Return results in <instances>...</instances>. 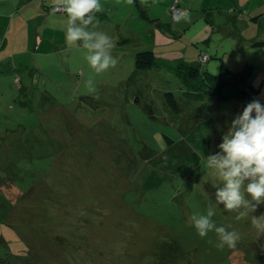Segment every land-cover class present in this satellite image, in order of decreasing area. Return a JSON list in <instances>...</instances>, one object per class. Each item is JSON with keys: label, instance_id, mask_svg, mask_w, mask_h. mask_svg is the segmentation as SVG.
<instances>
[{"label": "rangeland", "instance_id": "obj_1", "mask_svg": "<svg viewBox=\"0 0 264 264\" xmlns=\"http://www.w3.org/2000/svg\"><path fill=\"white\" fill-rule=\"evenodd\" d=\"M10 1L18 9L0 30V264H264V239L256 241L250 218L216 204L223 185L207 176L203 159L219 152L247 103H264V89L249 87L255 77L261 87L264 50L229 85L246 97L197 101L166 67L136 69V54L155 49L186 56L172 66H194L189 34L157 32L136 0H100L96 30L113 38L118 59L101 73L85 59L89 50L67 46L59 0ZM145 1L147 15L149 6L164 15L159 0ZM43 4L50 18L38 14ZM171 17L164 22L175 25ZM210 204L216 227L241 233L236 250L217 248L214 230L201 238L190 224Z\"/></svg>", "mask_w": 264, "mask_h": 264}, {"label": "clouds", "instance_id": "obj_2", "mask_svg": "<svg viewBox=\"0 0 264 264\" xmlns=\"http://www.w3.org/2000/svg\"><path fill=\"white\" fill-rule=\"evenodd\" d=\"M58 7L67 18V46L89 50L85 59L97 73L115 68L118 59L112 53L113 38L96 30L99 25L96 13L104 10L100 0H59ZM93 84L91 79L87 80L90 89ZM218 148L217 154L206 158L198 150L206 161L207 176L223 185L215 193L216 204H222L226 211L237 212V219L250 218L256 241L264 239V214L254 215L264 204V103L259 98L247 103L234 116ZM245 192L251 200L246 199ZM214 215L210 204L206 214L194 213L189 222L201 238L214 230L219 241L217 248L236 250L241 233L216 227L211 219Z\"/></svg>", "mask_w": 264, "mask_h": 264}, {"label": "crops", "instance_id": "obj_3", "mask_svg": "<svg viewBox=\"0 0 264 264\" xmlns=\"http://www.w3.org/2000/svg\"><path fill=\"white\" fill-rule=\"evenodd\" d=\"M144 1L136 0V6L140 9L145 7L142 6L143 3H147ZM31 2L34 3L35 0H21L20 3L27 5L26 3ZM159 3L165 9L164 15L163 13L152 14V8L149 6L148 11L153 16L147 15V18L157 20L153 23L155 30L167 34L168 37L180 36L177 30L189 34L190 46L194 51V57L191 58L193 65L200 68L207 67L211 73L218 69L223 60L233 72L227 77L229 85L240 81L249 69L254 70L252 57L262 52L258 51L259 49L264 50V0H159ZM176 4L184 15L175 25L165 23L164 20L168 17V13L172 14L171 9ZM16 9L18 5L11 3L10 0L0 1V30H3L6 25L4 18ZM50 12L51 10L43 9L38 14L42 18H50L52 16ZM142 19L148 22L145 18L141 17ZM172 21H174L173 18ZM44 29L51 31L50 28ZM7 30H10V27H7ZM1 50H4V46ZM153 51L157 59L171 64L176 63L178 58L181 61L183 59V62L186 60L185 55L180 56L179 53L174 54L173 51L159 52L156 49ZM156 51L161 56L157 55ZM202 54L210 56V60L205 65L199 61ZM212 59L216 61L213 62ZM252 71L251 75L254 74ZM261 78L262 84L258 92L255 87L260 78L255 77L250 82L249 87L256 93H262L264 89V73Z\"/></svg>", "mask_w": 264, "mask_h": 264}, {"label": "trees", "instance_id": "obj_4", "mask_svg": "<svg viewBox=\"0 0 264 264\" xmlns=\"http://www.w3.org/2000/svg\"><path fill=\"white\" fill-rule=\"evenodd\" d=\"M43 7L47 11L51 10L50 7L47 6L46 4H44ZM57 7L58 5L54 7V12L64 14V12L56 11L55 8ZM176 7L178 9H181L179 8L178 4H176ZM141 9L140 10L143 12L142 17L148 20V22L155 23V21H157L151 18H147L146 11L143 8ZM172 9L171 12H172V18L174 20L173 22L177 23L184 14L178 17L177 20H175ZM205 56H207V60L203 61V58ZM209 60H210V56L208 55L202 54L199 57V61L203 63V65H205V63L208 62ZM172 65L173 64L171 63L157 59L155 52L153 50L139 52L135 56V67L137 70L148 71L154 68H159L164 66L170 72L175 73L181 78H183L188 86L185 94L190 99L200 101L203 100L205 95L207 94L219 101H229L234 99H241L242 97H246L248 95V92H246L245 90L239 88H230L229 83L227 81V77L231 75L233 72L228 68V66L225 64L223 60L221 61V65H220L221 68L219 69V74L217 75H213L208 71L202 72L200 68L195 65L194 66L191 65L188 66L187 64H180L177 66H172ZM166 97L173 110L178 112L179 107L174 95L172 93H167ZM199 136L203 140V142L206 141V138L202 136L201 133ZM143 188L150 189L152 188V186L148 183Z\"/></svg>", "mask_w": 264, "mask_h": 264}, {"label": "built area", "instance_id": "obj_5", "mask_svg": "<svg viewBox=\"0 0 264 264\" xmlns=\"http://www.w3.org/2000/svg\"><path fill=\"white\" fill-rule=\"evenodd\" d=\"M55 10L58 11V12H63V10H62L60 7L55 8ZM172 10H173V13H174V19H175V20H177L178 17H180V16H182V15L184 14L180 9H178V8L176 7V5L173 7ZM206 60H207V56H205V57L203 58V61H206Z\"/></svg>", "mask_w": 264, "mask_h": 264}]
</instances>
